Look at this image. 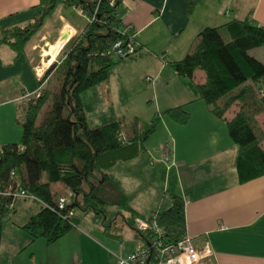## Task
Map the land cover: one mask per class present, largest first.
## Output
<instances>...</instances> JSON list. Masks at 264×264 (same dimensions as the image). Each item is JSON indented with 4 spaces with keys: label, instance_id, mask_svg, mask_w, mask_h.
I'll use <instances>...</instances> for the list:
<instances>
[{
    "label": "crops",
    "instance_id": "1",
    "mask_svg": "<svg viewBox=\"0 0 264 264\" xmlns=\"http://www.w3.org/2000/svg\"><path fill=\"white\" fill-rule=\"evenodd\" d=\"M40 4L41 0H0V30L25 26ZM118 11L141 51L110 67L106 84L82 92L87 122L92 127L132 117L147 122L161 114L156 130L163 133L164 144L147 140L144 152L117 162L108 175L139 215L165 209L171 194L180 195L186 234L198 249L208 245L211 264H264V175L239 181L238 147L225 121L210 111L194 85L203 82L204 73L196 70L191 81L169 65L185 56L206 27H221L232 19L264 26V0H121ZM51 15L21 52L0 43L2 130L16 121L19 100L37 91V67L42 64L37 63V49L58 40L68 28L70 39L79 27L64 17L57 24L49 22ZM178 106L189 115L183 124L163 114ZM236 111L232 106L225 116ZM260 117L264 113L258 121ZM11 140L0 136L2 143ZM51 188L57 196L70 195L60 182ZM33 212L30 209L23 218ZM85 217L74 222L72 218L74 227L52 244L41 238L31 242L27 234L22 241L9 240L0 264H121L120 259L142 245L122 220L105 229L97 215Z\"/></svg>",
    "mask_w": 264,
    "mask_h": 264
},
{
    "label": "trees",
    "instance_id": "2",
    "mask_svg": "<svg viewBox=\"0 0 264 264\" xmlns=\"http://www.w3.org/2000/svg\"><path fill=\"white\" fill-rule=\"evenodd\" d=\"M120 1L110 6L102 0H41L39 12L28 24L0 30V43L21 52L59 4L81 8L89 15L96 8L95 19L77 28L62 47L59 59L51 62L38 80L37 95L32 94L25 104L21 101L17 106L20 141L0 144V222L6 213L15 210L16 200L35 202L37 210L18 226L31 242L41 238L52 244L74 227L76 209L101 215L105 229L121 218L142 242L139 248L149 245L148 264H152L156 233L140 232L136 219L150 220L156 214L162 242L176 243L188 236L184 199L171 194L167 208L139 215L107 170L146 150V141L161 114L147 122L132 117L92 127L81 100L85 90L106 84L110 67L140 54L141 46L135 40L131 53L118 56L112 51L118 38L131 35L134 39V34L120 33L124 26L117 14ZM256 49L262 50L258 56L252 54ZM169 65L178 76L191 81L196 70L204 73L203 82L194 85L210 111L225 121L230 139L238 147L239 181L264 175V129L257 119L264 113V26L232 19L221 27H206L185 56L169 61ZM232 106H237V111L227 118L225 113ZM163 114L179 124L189 117L180 106ZM56 182L62 183L70 195L57 196L58 191L51 188ZM18 187L25 190L26 196L17 194ZM60 196L69 199L62 206L58 203Z\"/></svg>",
    "mask_w": 264,
    "mask_h": 264
},
{
    "label": "built area",
    "instance_id": "3",
    "mask_svg": "<svg viewBox=\"0 0 264 264\" xmlns=\"http://www.w3.org/2000/svg\"><path fill=\"white\" fill-rule=\"evenodd\" d=\"M96 3L101 2V0H94ZM106 1L108 5L115 6L117 0H102ZM79 14L85 17L86 20L91 21L95 19L96 8L92 14H86L81 8H77ZM119 12H117L118 14ZM129 26H123L120 33L130 34ZM133 36H128L126 39L118 38L112 46V51L115 55L122 56L124 54L131 53L134 49ZM36 93V94H35ZM37 95V91L34 92ZM32 95V94H31ZM30 95H24L19 102L25 97ZM167 157V155H166ZM17 194L19 196H26V192L23 188L18 187ZM68 197L60 196L58 197V203L62 206L64 203L68 202ZM152 218L147 220L146 218H137V229L140 232L151 230L156 233V238L153 240L154 253L153 257L155 261L152 264H211V249L208 245H205L203 249H198L191 239V237L186 236L183 239L177 241L176 243H163L161 237L163 235L162 229L156 223V214L151 215ZM150 256L149 245H143L141 248L136 249L131 252L126 258L120 259L121 264H148V259Z\"/></svg>",
    "mask_w": 264,
    "mask_h": 264
},
{
    "label": "rangeland",
    "instance_id": "4",
    "mask_svg": "<svg viewBox=\"0 0 264 264\" xmlns=\"http://www.w3.org/2000/svg\"><path fill=\"white\" fill-rule=\"evenodd\" d=\"M53 12L54 13H52V15L49 17L48 20H49V22H53L56 24L60 22L59 17H64L67 20H70L71 22L76 23L77 25H79V27H81L86 21L85 17L82 16L81 14H79L75 7L59 4ZM67 41L64 43V45L67 43ZM62 47H61L59 53L57 54L56 58L52 61V63L56 62L59 59L60 52L63 49ZM43 48H45V45H41V47L37 49V52L39 51V49L42 50ZM41 50H40L39 54L35 55L36 60L38 61L37 63H40L39 61H41V62L43 61V57L41 56V53H42ZM261 51H262L261 49H256V50L252 51V54L253 53L255 54V52H261ZM52 63H50L49 66ZM48 67H45L43 69V71L41 72V76L44 74L45 70ZM30 96H32V95H30ZM30 96L22 99V101H24V104L26 103L27 98H30ZM34 96H36V95L34 94ZM46 107L47 106L45 105L41 109V112L38 115V121L41 120V118L43 117V114H44ZM259 121L264 126V118L260 117ZM21 130H22L21 125L14 120V123L9 128H7L5 130H2L0 128V136L2 138L3 135H6L9 137V139H12L11 141H13V143H19L20 138H21V132H22ZM162 137H163V133L161 131H158L155 129V131L148 138V141L150 143H152L153 145L157 144L158 142H161V144H164ZM0 144H4V143H2V141H1ZM14 207H15V210L14 211L10 210L8 213H6V215L1 219V222H0V253L4 252L5 250H9V245L7 244L9 240L22 241V236L24 234L26 235V233L23 229L18 228L17 226H18V224H21L23 222V215L25 213H27V211H30V209H33V211H36L39 206H37V203L32 202L30 200L18 199V200H16ZM84 215H86V217H85L86 219H91V217L94 216V214L92 212H89L88 214H84L83 211L76 209V212L74 215L75 217H73V222L78 217L84 216ZM97 217H98V220L101 219V215H99ZM119 219L121 220V218H119Z\"/></svg>",
    "mask_w": 264,
    "mask_h": 264
},
{
    "label": "bare ground",
    "instance_id": "5",
    "mask_svg": "<svg viewBox=\"0 0 264 264\" xmlns=\"http://www.w3.org/2000/svg\"><path fill=\"white\" fill-rule=\"evenodd\" d=\"M71 34H72V29L68 28L63 32L62 36L58 40L52 43L47 42L45 44V48H43L42 50L40 49L42 51L41 56L43 57V61L42 64L37 67L38 73H41L43 69L45 67H48L49 64L56 58L61 47L69 39Z\"/></svg>",
    "mask_w": 264,
    "mask_h": 264
}]
</instances>
